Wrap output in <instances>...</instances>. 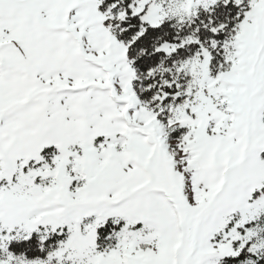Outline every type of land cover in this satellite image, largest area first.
<instances>
[{
	"label": "snow or ice",
	"instance_id": "1",
	"mask_svg": "<svg viewBox=\"0 0 264 264\" xmlns=\"http://www.w3.org/2000/svg\"><path fill=\"white\" fill-rule=\"evenodd\" d=\"M0 264H264V0H0Z\"/></svg>",
	"mask_w": 264,
	"mask_h": 264
}]
</instances>
